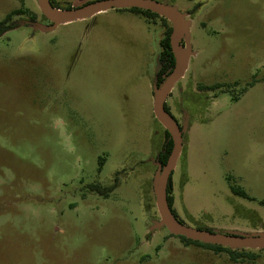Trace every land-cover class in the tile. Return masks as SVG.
Returning a JSON list of instances; mask_svg holds the SVG:
<instances>
[{
    "label": "rangeland",
    "instance_id": "obj_1",
    "mask_svg": "<svg viewBox=\"0 0 264 264\" xmlns=\"http://www.w3.org/2000/svg\"><path fill=\"white\" fill-rule=\"evenodd\" d=\"M157 1L188 26L166 101L183 134L177 219L264 236V0ZM20 8L0 36V264H264V248L233 259L161 221L153 91L173 23L117 7L48 27L39 0H0V21ZM116 176L108 195L90 187Z\"/></svg>",
    "mask_w": 264,
    "mask_h": 264
},
{
    "label": "water",
    "instance_id": "obj_2",
    "mask_svg": "<svg viewBox=\"0 0 264 264\" xmlns=\"http://www.w3.org/2000/svg\"><path fill=\"white\" fill-rule=\"evenodd\" d=\"M39 4L45 16L52 21V24L48 27H53L58 23L68 22L117 7H139L151 10L169 19L173 23L170 43L172 52L175 56V67L161 87L157 89L154 100L155 116L169 131L173 139L171 154L159 176L156 186V203L161 221L171 233L183 235L193 240L230 247L264 248V236L219 233L188 226L178 222L168 207V187H172L171 175L183 146V134L177 127L172 116L166 112L165 102L175 84L184 76L190 60V55L183 52V47L181 45L182 38L188 28L185 14L167 3L157 0H96L72 9L56 8L51 4L50 0H39ZM58 10H62V12H58Z\"/></svg>",
    "mask_w": 264,
    "mask_h": 264
},
{
    "label": "trees",
    "instance_id": "obj_3",
    "mask_svg": "<svg viewBox=\"0 0 264 264\" xmlns=\"http://www.w3.org/2000/svg\"><path fill=\"white\" fill-rule=\"evenodd\" d=\"M94 1H96V0H94ZM50 2L56 8L72 9V5H64L57 0H50ZM198 7H199V5H197L193 11L195 12V9H197ZM125 8H129L133 11L140 12V13L144 14L147 18L160 16L156 12H153V11L147 10V9H142L139 7H125ZM22 11L23 10L21 8L12 10L9 14H7V16L4 19H2L0 21V36L3 33H5L6 31L19 26L18 22L13 21V16L16 14L22 13ZM193 11H192V13H194ZM163 19L165 21H169L165 17H163ZM32 20L33 21L36 20L35 14L32 15ZM172 30H173V26L171 25L167 28L164 38H162V40L160 41V45L162 47V50L160 52V56H159V60H158L159 61V68L155 73V85L157 88L161 87V85L169 77V75L171 74V72L173 71V69L175 67V56L172 52L171 43H170V35H171ZM218 87H220V85H212V86H208V89H216ZM165 110L169 115L172 116V118L175 120V122L178 125V127L180 128V130H182V127L179 125L178 120L173 117L171 110H170V107L167 104V102H165ZM165 134H166V140L164 142L163 149L158 154V161L162 167H164L167 164V161L169 159V156H170L172 148H173V139H172L171 134L169 133V131L167 129H165ZM184 156H185V149H184V153H183L182 158H184ZM117 185H118V177L116 176L115 181L107 187H103L99 184H91L90 187L93 191H97L101 194L108 195V192L113 191L117 187ZM232 189L235 193L247 197L246 192L241 187L233 185ZM171 192H172V187H168V195H167L168 207L170 209V212L174 216V218L178 222L182 223L181 221H179L177 219V213L173 207L174 198L171 195ZM179 237H181V239L183 241H185L186 243H195V244L204 246L206 248L213 249L215 251H226L230 254L231 258H233V259H237V258L242 257V256L243 257H249V258H256L257 257L256 254L252 251H247V250L238 251V250L232 249L229 246H225V245H221V244H215V243H208V242H203V241H199V240H193V239L188 238V237L183 236V235H179Z\"/></svg>",
    "mask_w": 264,
    "mask_h": 264
},
{
    "label": "crops",
    "instance_id": "obj_4",
    "mask_svg": "<svg viewBox=\"0 0 264 264\" xmlns=\"http://www.w3.org/2000/svg\"><path fill=\"white\" fill-rule=\"evenodd\" d=\"M187 70V69H186ZM174 88V87H173ZM173 90V89H172ZM156 93H157V89H156V87H155V85H154V91H153V96H154V98H155V95H156ZM167 101V100H166ZM171 195L173 196V198H174V204H173V207L176 209V202H177V197H176V194H175V191H174V188L172 189V192H171Z\"/></svg>",
    "mask_w": 264,
    "mask_h": 264
},
{
    "label": "bare ground",
    "instance_id": "obj_5",
    "mask_svg": "<svg viewBox=\"0 0 264 264\" xmlns=\"http://www.w3.org/2000/svg\"><path fill=\"white\" fill-rule=\"evenodd\" d=\"M58 12H62V10H58Z\"/></svg>",
    "mask_w": 264,
    "mask_h": 264
}]
</instances>
